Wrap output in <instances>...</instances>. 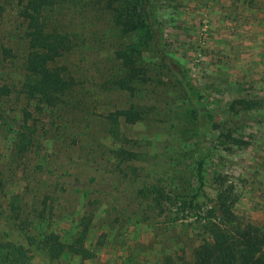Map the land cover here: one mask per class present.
<instances>
[{
	"label": "rangeland",
	"instance_id": "rangeland-1",
	"mask_svg": "<svg viewBox=\"0 0 264 264\" xmlns=\"http://www.w3.org/2000/svg\"><path fill=\"white\" fill-rule=\"evenodd\" d=\"M21 2L0 0V86L8 90L0 95V264H192L207 234L179 200L194 188L196 118L149 32L122 33L109 5L115 0L45 6L46 30L68 47L55 62L74 82L49 105L23 89L29 49ZM153 2L164 47L196 88L213 104L248 102L235 122L213 119L205 170L209 184L227 176L239 220L264 234V0ZM126 47L144 76L131 90L116 84L115 50ZM119 109L141 118L113 121ZM118 148L134 158L120 159ZM49 233L90 255L50 256Z\"/></svg>",
	"mask_w": 264,
	"mask_h": 264
},
{
	"label": "trees",
	"instance_id": "trees-1",
	"mask_svg": "<svg viewBox=\"0 0 264 264\" xmlns=\"http://www.w3.org/2000/svg\"><path fill=\"white\" fill-rule=\"evenodd\" d=\"M55 0H22L19 13L25 23L24 36L28 43V53L24 68L28 79L23 89L28 98L37 97L46 104H54L59 96L72 90L74 82L68 78L56 59L68 49L64 36L46 30L43 9ZM110 2L114 23L124 34L145 28L153 41L155 54L161 64L174 77L187 100L193 107L196 118L197 158L193 170L194 188L181 196L180 209L193 222L201 223L207 234L193 249L192 264H264V234L250 223H242L234 212L236 201L234 186L225 175L216 174L209 184L205 165L213 157L209 144L208 131L215 116H221L229 123L238 113L248 107V102L235 99L225 106L213 104L202 94L187 73V69L164 47V35L161 24L154 10L153 0H115ZM4 53L10 51L3 48ZM115 57L121 64V76L117 85L122 89H132V82L144 79L143 70L138 64L133 49L118 48ZM7 88L0 86V95L6 94ZM118 115L132 123L141 118L140 112L133 109H119L109 114L113 121ZM235 122V121H234ZM111 133L117 130L111 128ZM120 159L131 160L135 154L124 148L115 150ZM211 188L213 194L208 192ZM171 196L158 191L159 198ZM44 243L50 256L57 257L64 250L88 257L90 253L83 246L67 245L58 236L49 233Z\"/></svg>",
	"mask_w": 264,
	"mask_h": 264
}]
</instances>
